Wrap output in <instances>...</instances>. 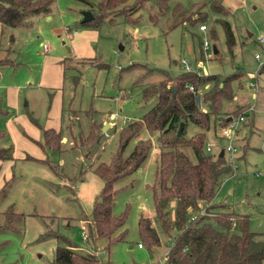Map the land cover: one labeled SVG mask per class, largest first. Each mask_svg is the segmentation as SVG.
<instances>
[{
	"label": "rangeland",
	"instance_id": "374dc122",
	"mask_svg": "<svg viewBox=\"0 0 264 264\" xmlns=\"http://www.w3.org/2000/svg\"><path fill=\"white\" fill-rule=\"evenodd\" d=\"M212 1L170 0L171 8L176 3L185 7L179 16L171 9L160 11L156 0H143L130 17L119 15L113 22L104 20L97 28H88L79 23L82 11L88 9L84 1L55 0L48 14H32L25 25H1L0 107L6 108L9 86L16 89L18 103L13 118L0 113V131H6L0 145L13 144V153L18 155L38 151L46 157L30 138L42 140V129L28 117L31 113L42 125L61 129L63 147L48 154L58 164L59 175L48 164L23 157L14 160L6 177L0 175V186L10 179L0 202V224L10 205L25 214L19 229H0V264H51L56 246L67 242L42 237L48 229L79 247L92 246L83 240L82 226L103 185L92 166L110 162L121 129L154 104L155 100L142 99L144 87L162 78L152 67L177 75L183 71L181 57L204 74L236 75L231 81L233 98L225 101L221 117L247 114L231 140L236 146L234 173L223 179L214 201L225 204L226 210L247 214L250 228L264 235V71L259 72L264 63V43L259 40L264 37V0H214L227 7L220 11L212 9ZM201 5L207 13L205 21L191 23L184 18ZM225 20L232 29V45L227 41ZM201 24L207 29L201 30ZM76 53L88 57L76 58ZM65 56L64 69L60 59ZM93 122L102 131L88 147L80 139H88ZM105 123L109 126L104 129ZM222 126L211 120L206 130L205 146L212 144L214 155L229 142L220 135ZM200 130L189 122L186 135ZM139 137H150L153 148L139 169L115 183L113 213L126 212L127 216L117 231L125 230L123 239L112 242L104 252L105 242L99 244L98 255L108 264H165L172 243L158 227L160 245L152 250L138 245L142 242L140 216L155 217L151 185L157 168L158 133L144 128ZM137 139L129 142L124 155ZM186 151L192 156L190 149Z\"/></svg>",
	"mask_w": 264,
	"mask_h": 264
},
{
	"label": "trees",
	"instance_id": "16d2710c",
	"mask_svg": "<svg viewBox=\"0 0 264 264\" xmlns=\"http://www.w3.org/2000/svg\"><path fill=\"white\" fill-rule=\"evenodd\" d=\"M54 1L0 0V23L11 27L25 25L32 14H48ZM82 1L93 13L90 21H79L81 26L88 28H97L104 20L113 22L119 15L128 18L143 5V0ZM156 3L163 12L171 9L175 15L181 16L185 11L180 3L171 8L170 0H156ZM203 5L184 18L191 23L205 21L207 13L201 10ZM211 7L215 11L227 9L214 0ZM224 26L227 41L232 45L234 39L230 23L225 20ZM152 68L162 78L144 87L142 99L144 102L155 100L154 104L139 119L128 122L121 129L119 146L111 161H101L92 166L103 179L92 211L88 217H84L87 226H82L83 230H87L88 242L92 246L79 247L57 231L48 229L42 237L54 236L67 242V245L56 246L51 264H108L98 255L99 244L105 242L104 246L101 245L104 252L112 242L123 239L125 230L117 231L124 226L127 216L126 212L120 215L113 213L117 192L115 183L139 169L151 152V138L139 137L144 128L150 133H158V158L155 180L151 185L155 217L140 216L138 227L142 242L139 243L150 250L160 245V227L172 239L165 264H263L264 235L250 228L247 214L226 210L225 204L214 201L223 179L234 173L233 163L225 152L220 155L218 151L214 155L205 146L206 130L211 120L220 125L227 122L221 114L225 101L233 98L231 81L236 78L235 73L221 77L196 69H183L172 76L167 70ZM263 71L264 63L259 72ZM172 86L174 89H171ZM31 119L39 125L32 115ZM181 122H184V128L178 135ZM189 122L198 125L201 130L187 136ZM97 125L93 122L88 139L82 137L81 144L89 147L98 140L102 129H98ZM41 129L43 139L38 143L47 153L46 157L39 159L27 155L26 158L48 164L59 175L58 164H54L48 154L62 150L61 129ZM133 138L138 139L130 153L124 155L125 148ZM187 148L192 151V156L186 151ZM90 149L87 154L91 152ZM13 150L12 145L0 146V161L13 159ZM9 185L10 180H7L0 187V202L7 195ZM24 215L10 205L4 211V222L0 224V229H19Z\"/></svg>",
	"mask_w": 264,
	"mask_h": 264
},
{
	"label": "crops",
	"instance_id": "0c3cea01",
	"mask_svg": "<svg viewBox=\"0 0 264 264\" xmlns=\"http://www.w3.org/2000/svg\"><path fill=\"white\" fill-rule=\"evenodd\" d=\"M3 28L1 27V23H0V30H2ZM70 29V28H69ZM75 32H77V31H75ZM1 35H2V33H1V31H0V38H1ZM44 48V47H43ZM8 49V48H7ZM6 49V50H7ZM3 50V49H2ZM4 52V54L6 53L5 51H3ZM0 53H1V46H0ZM75 55V57L76 58H81V57H88V56H85V55H82V54H79V53H76V54H74ZM1 56V55H0ZM66 57L67 56H65V57H63L62 59H60V63H61V66L65 69V65H64V61L66 60ZM16 64L18 63V62H15ZM14 63V64H15ZM1 64V63H0ZM11 65H13V62H11L10 63ZM181 66V65H180ZM61 67V68H62ZM261 73V72H260ZM259 85V81H258V79L256 80V84H255V87H257ZM4 102L6 103V108H2V107H0V113H3L4 115H6V116H9V118L11 117V118H13V107L14 106H16L17 105V103H18V96H17V91H16V89L13 87V86H9L8 87V90L6 91V93H5V99H4ZM63 110V109H62ZM31 113H28V117H29V119L31 120V122H33V120L31 119ZM33 116V115H32ZM34 117V116H33ZM36 120L38 121V119L36 118ZM34 123V122H33ZM38 123H39V125L38 124H36V123H34L36 126H38L39 128H42V127H53V128H56V129H60L59 127H57V126H45V125H42L39 121H38ZM2 134V136L0 137V140H2V137L6 134V131L5 130H1L0 131V135ZM40 134H38L37 136H39ZM12 139H13V133H12ZM41 137V136H40ZM40 148H41V150L43 151V152H45L44 151V149L40 146V144L38 143V141H41V139H39L38 137H35V138H32V137H30ZM42 139H43V135H42ZM9 146V145H12L13 146V144H3V145H0V146ZM222 147V146H221ZM15 150V149H14ZM15 152V151H14ZM18 153H20V152H18ZM14 154V158L13 159H7V160H3V161H0V175H3V176H7L9 173L7 172L6 173V170H8V168L10 169V167L11 168H13V163H14V160H16L17 158H21V157H23V158H26V156L27 155H31V156H33V157H35L36 156V158H44V157H40L39 155H40V153L37 151V152H32V154H29V153H22L21 155H18V154H15V153H13ZM27 159V158H26ZM13 177V176H12ZM10 180V179H9ZM6 182V181H5ZM4 182V183H5ZM4 185V184H3ZM2 185V186H3ZM2 186H0V187H2ZM88 241V240H87ZM87 241H85L86 242V244H88L87 243Z\"/></svg>",
	"mask_w": 264,
	"mask_h": 264
},
{
	"label": "built area",
	"instance_id": "2783aa9c",
	"mask_svg": "<svg viewBox=\"0 0 264 264\" xmlns=\"http://www.w3.org/2000/svg\"><path fill=\"white\" fill-rule=\"evenodd\" d=\"M201 30H206L207 29V25L206 24H201L200 26ZM259 40L261 42L264 43V37H259ZM44 49L47 47L45 44L43 45ZM209 47V42L207 39H205L203 41V48L204 50H207ZM256 58H259V55L256 54L255 55ZM180 65L183 67L184 70H192L191 67V62L188 61L185 57H181L180 59ZM191 88H193L192 85H190ZM247 112H243L238 114L236 117H232L231 115L226 117V125L221 127V131H220V135L226 139L229 140V142L226 145H223L222 147H220L219 151L223 150V152H229L230 155L227 156L228 160L230 162L233 163V165L235 166V151H236V146L233 145V143L231 142L232 137L234 136V134L237 131L238 128V124L242 123L245 121V117H246ZM213 145L212 144H208L206 149L207 151H212ZM83 240L87 241L88 240V233H86L85 230H83ZM138 245L140 247H142L141 243H138Z\"/></svg>",
	"mask_w": 264,
	"mask_h": 264
},
{
	"label": "water",
	"instance_id": "95a60500",
	"mask_svg": "<svg viewBox=\"0 0 264 264\" xmlns=\"http://www.w3.org/2000/svg\"><path fill=\"white\" fill-rule=\"evenodd\" d=\"M82 16H83L82 19H81L82 22L90 21L93 18V13H92L91 10L86 9V10L82 11ZM214 52L215 53L217 52V49L215 47H214ZM171 89H174V87L172 86ZM197 98L199 99V96H197ZM108 126L109 125L107 123H105L104 124V129L108 128ZM183 128H184V122H181L179 127H178V130H177V134L178 135L181 134ZM223 154H224V152H223V150H221L220 151V155H223Z\"/></svg>",
	"mask_w": 264,
	"mask_h": 264
}]
</instances>
